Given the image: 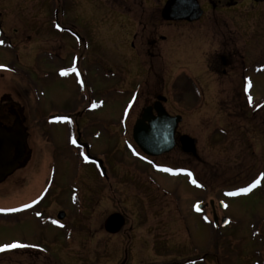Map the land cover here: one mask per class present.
<instances>
[{
  "label": "rangeland",
  "instance_id": "obj_1",
  "mask_svg": "<svg viewBox=\"0 0 264 264\" xmlns=\"http://www.w3.org/2000/svg\"><path fill=\"white\" fill-rule=\"evenodd\" d=\"M124 1L131 10L129 14L125 12ZM165 1L0 0V22L5 24L1 31L6 37L18 31L17 36L25 38L26 29L32 27L36 31L30 35L35 47L43 38L48 39L49 50H55L62 59L78 55L81 71L87 66L97 70L96 77L93 73L79 74L78 80L71 78L73 70L52 69L45 82H38L36 92L21 94L26 102L27 121L23 124L28 135V153L23 167L0 185V208L27 210L20 216H0V248L14 242L26 243L32 255L21 253L12 260L6 255L0 258V264H168L200 258L208 264H234L232 247L239 240L235 236L251 250L249 246L253 243L249 235L254 230L250 226H255L256 232L264 228V137L256 132L252 154L245 156L241 155L238 141L227 149L218 146L219 141L212 135L215 125L233 127L239 140L241 133L237 129L246 121L244 116L236 119L227 116V106L220 102L226 95L209 94L206 103L194 89L187 93L180 90L165 106L172 116H182L179 131L197 140L198 152L193 156L174 149L155 160L166 169H191L197 185L204 189L190 188L186 179L148 174L145 164L125 151L129 141L124 135L123 121L116 119L126 117L132 108L130 96L124 92L132 90L136 78L132 74L127 80L123 77L125 83L121 80L123 69L131 66L133 57L129 49L131 35L139 28L132 21L157 19L154 16L163 9ZM252 10L255 9L242 8L244 13ZM259 12L264 14V9ZM56 13L60 28L54 22ZM214 16L213 20L218 17ZM263 22L259 20L255 25L256 38L262 47L264 27L259 26ZM158 23L159 58L155 65L160 77L153 87L166 90L174 70L185 64L195 72L191 76L199 85L204 84V79L212 81L203 65V44L196 36L198 31H178L177 43L185 39L195 49L193 55L184 58L182 54L175 56L170 47L174 43L172 31L161 26L162 20ZM240 31L242 35L245 33L240 39L243 42V38L248 39L249 30ZM160 36H165L166 41H161ZM3 44L0 45V123L8 124L13 121H4L8 110L1 102L5 96L13 95L14 90L25 92L21 87L23 80L13 70H24L19 62L24 59L25 51L13 40L7 39ZM25 56L28 57V51ZM173 63L178 65L173 67ZM247 76L252 80L247 94L253 109L258 108L255 121L259 126L258 122L264 121V75ZM152 79L149 78L151 82ZM167 93L163 94L168 96ZM83 98L92 100L94 111L89 109L91 115L86 116L92 121L79 123L82 128L90 127L91 136H86V142L91 145L92 154L103 160L109 153L111 166L108 167V158L105 162L107 179L101 174L100 179L95 165L80 163V150L71 144L75 134L74 112L81 108ZM12 115H16L15 111ZM49 115H58L66 121L43 126L46 121L39 120ZM129 138L136 146L131 134ZM188 155L194 159L191 161ZM257 180L263 184L249 197H227ZM42 198L44 201L37 203ZM213 201L226 202L228 210L222 215L237 221L236 226L217 230L213 227L209 210L212 206L215 211ZM197 203L209 209L198 215L194 207ZM61 212L66 215L63 221L57 219ZM114 213L122 214L127 222L122 232L110 235L104 225ZM242 256L252 261L249 252Z\"/></svg>",
  "mask_w": 264,
  "mask_h": 264
},
{
  "label": "flooded vegetation",
  "instance_id": "obj_2",
  "mask_svg": "<svg viewBox=\"0 0 264 264\" xmlns=\"http://www.w3.org/2000/svg\"><path fill=\"white\" fill-rule=\"evenodd\" d=\"M168 0L165 1V4ZM199 3V6L203 12L202 17L198 21L189 22V21H165L162 18V10L157 12V19H152L148 22L138 21L134 22V25L137 24L139 28L136 27L135 32L131 35L130 45L131 52L133 57L131 58L130 67L127 69H123L122 73V82L125 83L127 77H134L136 78L135 83L131 85L132 90L123 91L127 96H130V101L132 104L131 110L126 117L116 119V121H123V126L125 128V137L128 139V147L125 151L134 159H140V161L145 164L146 166V173H153L158 174L155 172L158 169V164L155 159L157 158H149L147 157L140 148L136 145L131 143L130 141V134L131 137L134 138V129L136 123L138 121L143 120V115L145 112L151 113L153 116H157V111L154 109L157 104L160 106H167L171 101H173L176 94L181 93L180 90H184L187 93L189 90L194 89V91L204 99V102H208L207 96L209 94L212 96L214 93L217 94L219 97H223L226 95V98L221 99V104H226V114L229 117L241 118L244 116L246 120L244 125H239V129L237 131L241 133V139L238 140V137L235 133V129L227 124L220 123L219 125H215V129L213 128L212 135L216 136L217 140L219 141L218 146L222 149H227L226 147H231L235 142H240L241 146V155L245 156L249 153L252 154L253 146L252 143L255 141V134L256 132L259 133L262 137H264V121H259L260 125L256 124L255 118L257 110L253 109L251 105V97H248V92L252 88V80L249 78V74H260L264 75V47L262 44L258 42L256 38V24L260 20V22L264 21V14H262L261 10L264 9V2H257L256 0H196ZM125 5L127 2H125ZM139 6V5H137ZM165 6V5H164ZM250 7L252 10L250 12L244 13L242 12L243 7ZM125 6V12L131 13V10ZM140 7V6H139ZM164 8V7H163ZM132 9V8H131ZM255 12V14H254ZM209 13H212L210 15ZM218 15L215 18L214 15ZM160 21H163V27L168 26V31H172L173 39L172 45L173 52L175 56H182L189 57V55H193L191 44L188 43L187 40L183 39V41L177 43L179 41L178 37L180 38L181 30H194L196 32V36L199 40H201L202 46V53H203V65L205 67V72L207 75L212 77V81H205L204 84L199 85V82L191 76L192 74L195 76V72L192 69H189L187 64L183 66H178L172 76H170V83L165 88L153 87L156 82L159 83V71L156 69L155 61L158 60V34L160 25H158ZM58 13H56L55 18V25L60 28V22ZM254 24V25H253ZM260 24L259 28L264 27ZM5 24L0 22V41H7L13 40L18 46L23 47V50L26 52L28 51V57L25 56V52L23 53L24 59L19 62V65L23 66L24 70H17L15 71V75L19 77V79L23 80L22 88L25 92L21 90L17 92L14 90L15 93L13 95L5 96L1 102L2 105L7 106L8 114L4 121H13L12 123L3 124L0 123V134L1 132H8L10 134L16 132L20 126L23 130V142L25 146L24 154L20 156L18 150L14 149L12 151V156L15 161L18 160V164L14 170L15 172L23 167L24 160L26 159V155L28 153L27 149V141L25 140L28 136L24 129V121H27V117H25V108L26 102L23 98H21V94H30L32 92H36L38 90V82L42 83L45 82L46 79L50 77V73L52 69L54 71L60 70H73L74 76L71 78H76L79 80V74L89 75L92 74L96 77L97 70L93 69L92 66L87 67H80L81 61L77 59L78 55H73L69 59H62L60 55L55 50H49L48 47V39L43 38L41 42H39V46L35 47L36 44L31 41L32 36H30L33 32L32 27L26 29L25 26V33L27 37H18V31H13L9 37L1 31V28L4 27ZM170 27V28H169ZM47 29V28H46ZM139 29L141 31H139ZM44 31L43 28L40 29ZM240 30H249L248 32V39L243 38V42H241L242 35ZM36 34V33H35ZM182 35V34H181ZM22 36V35H21ZM75 40V37H72ZM161 41L165 42L166 37L160 36ZM196 39V38H194ZM197 40V39H196ZM186 43V44H183ZM241 42V43H240ZM0 45H4V44ZM78 43L82 44L79 40ZM15 46L17 47V45ZM189 47V48H188ZM257 49L260 51L257 53ZM185 52H188L185 54ZM91 59V57L89 58ZM94 59V57H92ZM69 62V63H68ZM67 63V65H65ZM59 65H61L59 67ZM178 64L173 63V67H176ZM50 72V73H49ZM95 72V73H94ZM145 73V74H144ZM171 74V73H170ZM73 75V74H72ZM71 76V75H70ZM108 78V76H105ZM126 80H124V78ZM149 78H153L152 82ZM37 79V80H36ZM99 79V78H98ZM104 81V80H102ZM240 82V84H239ZM201 84V83H200ZM239 84V85H238ZM228 86V87H227ZM166 91H169L168 96L164 95ZM123 93V95H125ZM15 96V98H13ZM163 98L159 101V98ZM248 97V98H247ZM166 99V100H164ZM91 99H84L81 101V108L74 112L75 119V139H80L82 144L87 143L86 140L88 139L86 136H91L89 131V126L81 127L80 121H92L90 118L86 117L87 114L90 116L91 112L94 111L91 108L92 105ZM159 102V103H158ZM220 104V105H221ZM89 106V108H88ZM166 109V108H165ZM15 111L16 115H12ZM170 114V113H169ZM12 115V116H11ZM172 115V114H170ZM177 116V115H176ZM39 120V119H38ZM37 119L35 121H38ZM71 120V119H68ZM39 121H46L43 126L48 125H61L65 119L60 118L58 115H49L48 118H43ZM112 121V120H111ZM135 124V125H134ZM180 127V126H179ZM45 128V127H44ZM47 131V130H45ZM131 132V133H130ZM182 134L179 131V128L175 135V148L177 150L182 151L181 144H180V137ZM134 141V140H133ZM89 144V143H88ZM90 145V144H89ZM91 146V145H90ZM80 149V163L85 164L84 162L87 161L85 157H88V153H86V149L81 145ZM92 154V147L90 150ZM101 157V156H100ZM98 157V158H100ZM103 157V156H102ZM108 157V167L111 166V159L108 155L103 157V162L107 161ZM112 158V156H111ZM188 158L192 161L191 156L188 155ZM95 165V169L97 168L100 171L98 164L93 163ZM155 164V165H154ZM96 170V171H97ZM145 170V169H144ZM184 177H179L178 179H186V181L190 182L192 179L193 174L191 169L185 168L184 169ZM13 174V175H14ZM145 174V171L144 173ZM146 174L148 177L150 175ZM164 176V178H174L171 176L165 175L166 172L162 171L158 175ZM4 183V182H3ZM3 183H0L2 185ZM192 184V182L190 183ZM197 185V184H196ZM249 186V182L247 184ZM199 188V184L197 185ZM206 188V187H205ZM204 189V188H203ZM241 198V197H240ZM238 198V199H240ZM220 202H214L215 212L217 217L219 218V223L215 226L216 229L222 228V220L227 218L226 216L222 215L224 212L228 210V207L225 209L220 208ZM209 208L206 207V211ZM26 209L23 208L22 211H14V209L10 208L9 210L5 211L0 208V216L2 217H11V216H20V213L23 212L26 214ZM211 211V215L213 216L214 211L211 206L209 209ZM221 211V214H218V211ZM203 215V214H201ZM230 222H226L228 227L233 225L236 226L237 221H232L228 218ZM127 222V221H126ZM251 230H254L250 235L251 242L253 245H250L251 250L247 249V245L242 244L241 239L238 236H235L239 240L236 243V246L233 248V256L236 258L234 264L241 262L242 264H264V228L261 227L258 232H256L255 226H250ZM122 232V231H121ZM120 233V232H119ZM250 233V232H249ZM241 241V242H240ZM241 243V245H240ZM13 244L5 246L3 251H0V258L7 256H11L9 259H14L18 254L21 253H29L31 248L30 245L25 243V247H10ZM255 244V245H254ZM248 252L252 255L250 256L252 261H248L243 254H248ZM31 253V252H30ZM29 253V254H30ZM128 253V252H127ZM32 255V253L30 254ZM6 256V257H7ZM260 259L261 261L256 260ZM3 259V258H2ZM10 261V260H9ZM168 264H208L204 258L196 259L194 262H173ZM223 264H232L229 262H224Z\"/></svg>",
  "mask_w": 264,
  "mask_h": 264
},
{
  "label": "water",
  "instance_id": "obj_3",
  "mask_svg": "<svg viewBox=\"0 0 264 264\" xmlns=\"http://www.w3.org/2000/svg\"><path fill=\"white\" fill-rule=\"evenodd\" d=\"M257 2H264V0H256ZM203 15V12L196 0H169L162 11V18L165 21H198ZM163 98H159L161 101ZM166 100V99H164ZM159 103V102H158ZM157 111V116H153L149 112H145L143 120L138 121L134 129V140L140 149L148 156L159 157L164 156L173 151L175 148V135L177 129L182 122V117L170 116L163 106L157 104L154 108ZM0 134V183L12 177L14 170L18 164L12 156L14 149L18 150L20 156L25 152L23 142V130H18L12 134L8 132H1ZM81 144L80 139L77 142ZM182 150L185 154L197 155V141L190 138L188 135L180 137ZM87 149L89 159L99 163L100 167L106 173L104 163L102 160L90 156V147L83 144ZM222 205V204H221ZM203 210L202 205H198L197 211ZM58 219L63 221L66 218L64 212L59 213ZM215 222H218L217 215L214 216ZM225 221H227L225 219ZM126 224L124 216L121 214L111 215L105 222V230L107 233L115 235L120 232Z\"/></svg>",
  "mask_w": 264,
  "mask_h": 264
},
{
  "label": "snow or ice",
  "instance_id": "obj_4",
  "mask_svg": "<svg viewBox=\"0 0 264 264\" xmlns=\"http://www.w3.org/2000/svg\"><path fill=\"white\" fill-rule=\"evenodd\" d=\"M2 43H3V41H0V44H2ZM62 74H65V73H62ZM73 143H75V141H73ZM85 159H87V157H85ZM259 184H260V181L257 180L255 184H253V185H252L251 187H249V188H245V189H243V191H244L245 193L250 192V191L252 190V188L256 187V186L259 185ZM231 195H234V193H232ZM53 222L55 223V221H53ZM25 246H26V245L13 244V245H11L10 247L16 248V247H25ZM3 250H4L3 248H0V251H3Z\"/></svg>",
  "mask_w": 264,
  "mask_h": 264
}]
</instances>
